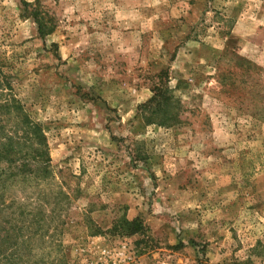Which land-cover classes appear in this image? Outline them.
<instances>
[{
	"label": "rangeland",
	"instance_id": "374dc122",
	"mask_svg": "<svg viewBox=\"0 0 264 264\" xmlns=\"http://www.w3.org/2000/svg\"><path fill=\"white\" fill-rule=\"evenodd\" d=\"M0 264H264V0H0Z\"/></svg>",
	"mask_w": 264,
	"mask_h": 264
},
{
	"label": "trees",
	"instance_id": "16d2710c",
	"mask_svg": "<svg viewBox=\"0 0 264 264\" xmlns=\"http://www.w3.org/2000/svg\"><path fill=\"white\" fill-rule=\"evenodd\" d=\"M35 18H36V21H37V23H38V28H39V32H40V34L41 35H45V34H48V30H46V27H45V23L43 22V20H41L42 18H39V16H35ZM162 89H159V88H154L153 89V91H155V94H154V96H153V98H151L149 101H150V103H152L153 101H157L158 102V104H159V100H157V98H159V97H161V94H160V91H161ZM150 106V104H144V105H142L141 107L142 108H147V107H149ZM147 111H150L151 113H154V112H159L160 111V109H157V108H154L153 110H150V109H148ZM147 123H153V121H147ZM37 126H34V127H27L26 129H30V130H34L35 132H34V135H35V137L38 135L39 137H42L43 135V131H42V129L40 128V126L39 127H37ZM38 143V148L35 150V153L38 155V156H40V157H42V155H43V153H40V148L41 147H43V146H45V142L43 141V140H40V141H38L37 142ZM49 174V170H47V169H45V171H44V175H48ZM129 224H132L133 226H136V227H134V229H137L138 228V226H139V224H137V220H133V221H129Z\"/></svg>",
	"mask_w": 264,
	"mask_h": 264
}]
</instances>
